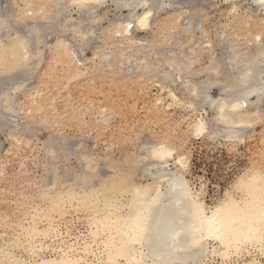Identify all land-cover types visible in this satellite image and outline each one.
<instances>
[{"label": "bare ground", "instance_id": "obj_1", "mask_svg": "<svg viewBox=\"0 0 264 264\" xmlns=\"http://www.w3.org/2000/svg\"><path fill=\"white\" fill-rule=\"evenodd\" d=\"M107 1L18 0L16 11L0 1V132L8 129L13 140L0 154V264H264V161L252 159L207 203L208 181L192 180L190 148L212 135L239 143L258 125L257 137H264V20L254 11L236 13L219 35L218 28L200 27L203 13L187 9L189 0H110L128 14L112 20L103 36L111 51L83 60L97 33L93 23L102 19L92 14ZM223 1L233 12L246 0ZM254 2L264 12V0ZM162 13L167 18L156 41L135 37ZM52 35L58 39L49 45ZM48 50L52 75L41 80L47 92L77 83L86 98L87 83L96 84L90 87L95 93L105 74L113 78L108 86L142 71L138 85L158 84L169 100L148 94L152 110L172 108V118L184 122L179 138L162 127L128 148L118 143L120 158L102 160L85 147L76 154L77 140L69 143L64 131L81 115L51 112V94L38 91L41 103L31 115L54 125H44L49 139L34 141V129L19 130L11 121L14 92L30 87L29 69ZM181 108L185 113L176 114Z\"/></svg>", "mask_w": 264, "mask_h": 264}, {"label": "rangeland", "instance_id": "obj_2", "mask_svg": "<svg viewBox=\"0 0 264 264\" xmlns=\"http://www.w3.org/2000/svg\"><path fill=\"white\" fill-rule=\"evenodd\" d=\"M0 1L9 10L11 9L13 11H16L18 9V0ZM189 1L190 2L189 4H187L189 5L187 9L190 8L192 10L194 8H197L198 11L196 12H201L200 14L203 13L201 15V18H199L200 21L203 22H201L202 24H200L201 26H199L201 28L209 30L218 28V32H221L219 33V35L223 34L222 30L223 32L225 31L224 33L228 31L227 28L223 25H225L226 23L227 24L225 26H228V24L231 25V22L234 21L232 19L233 16H237L238 14L245 15V13H249V11L250 13H253L254 11L255 16H259L264 20V12L261 13L260 11H257L258 5L255 4L254 0L244 1L242 3V6L233 9V12L231 5L223 0H208L205 1L206 3H202L199 0H196V2L195 0ZM201 3L205 5L203 6ZM191 5L193 6V8ZM201 7L203 9L202 11L199 10V8ZM250 13L246 16H250ZM123 14L126 15L128 14V12L117 11L115 4H113V2H111L110 0L107 1L106 5L95 10V13L92 14V18L96 19L102 17V19L93 23L97 30V33L94 37H91V43L84 47V50H82L81 58L83 60L89 58L88 61H90L97 52L106 51L105 53H109V51H111L110 45H103L101 44V42H103V36L105 37L104 34L108 32L109 23ZM78 17L79 16L77 14L74 15V18ZM202 17H204V19H202ZM165 18H167V15L165 13L157 15V17H154L150 21L148 29L144 31H138L135 34V37L138 39L147 38L150 42L156 41V33H160L162 31L163 27L161 26H163V24L166 22ZM248 22L249 20L247 21V23ZM31 23L32 21L28 23L30 27H32ZM247 23H244V25L247 26ZM248 24L250 26V22ZM261 24L264 25L263 23ZM160 27L161 31L159 30ZM219 27L223 29L221 30ZM66 36L68 37V40H71V36L69 34H63L62 38L64 37V39H67ZM181 36L184 37L183 34ZM163 37L164 36H162V39H164ZM57 39V35L50 36L48 38L49 45H52ZM173 39L174 38L170 37L168 39V41L170 40L168 44H171ZM158 46L165 48L167 44ZM141 48H143V44L142 46L140 45L138 47V52H141ZM238 48L242 50L240 46H238ZM46 53V59L42 60V62H40V64L37 65L36 68L34 67L35 70L32 67H29L30 72L28 73V76H30L28 81L25 82V87H30L26 91H23V93L20 91H17L16 93L14 92V97L16 96L15 100L18 101V106L15 110L16 113L14 112L12 114L13 117L11 118V121L12 123H16V126L19 125V130L25 129L26 127L34 129V131L36 132L34 141L35 139H49V134L52 132L51 130L45 129V127L49 126V124L54 125V122L52 121L44 123V119L40 114L31 115L33 108H35L36 106L38 107V105H40L39 103H41V96L37 94L38 91H43V94H47V97L48 94H51V96L48 97L50 101L52 99H55V101L52 100L53 103L52 101L49 103L50 106L53 104L51 106V112L55 110L58 114H64V116L65 114L69 115L72 119L74 117H77L78 114L81 115V117L78 116L80 119L77 117V122H69L70 124L64 131L66 133L65 138L68 139V142L70 138V142L72 141V139L73 141L77 140L75 141V143L72 142V144H74L73 151L76 154H79L82 150H84L82 147H85L86 150L92 148L102 160L103 158L111 155L120 158L121 152L117 147L118 143L122 142L124 146L128 148L129 146H132L133 141L138 142L142 139H152L154 134L159 131L157 129H160L162 127H164L163 129H165V127L168 128L167 130L169 131V135L171 137L176 138L177 136V138H179L180 132H178V130L180 131L181 128L185 127L184 122L181 121V119L174 120V118H172V108H170L169 110H152L149 102L147 103L148 94H150V96L153 98L160 96L165 100V102H168L169 100L165 97V95H163L158 84V86L153 84L151 86L146 85L145 87L138 85L140 79L143 76L142 71L139 73L136 70L134 74L128 75L129 77H119L120 79L117 82L108 84V86L107 83L112 82L113 78L109 77L111 75L105 74L104 76H102V80L99 79L101 81L97 83V86L99 88L97 91H95V93L91 91L93 88L90 89V87H92V85L94 84L87 83L91 86L88 85L89 87L87 88V91L84 90V92L86 93V98H83V96L80 97V95L82 94L80 92L82 90L79 89L77 83L70 85V88L66 91L63 86L57 89L56 85L55 87H52L50 89V93L44 89L45 85H43L41 81L43 76H45L46 79H49L52 75V72H48V61L50 58L49 50ZM105 79H107V81H105ZM100 83H102V86L98 85ZM5 90H7L6 87L2 88L1 92H4ZM34 90H36V92H34ZM61 90L62 92H60ZM215 93L216 90H213V94ZM28 94L31 95L29 96ZM31 96L33 97V99ZM42 100H44V96H42ZM132 107H134L135 110H132L134 109ZM184 111L185 110L181 108L176 111V114H180ZM46 112L47 111L45 110L44 114H46ZM50 115L53 116V118H57L56 114L54 113ZM107 117H109L108 121ZM96 120L98 122H95ZM8 121H10V119ZM156 122H158V125ZM85 124H89V127H93H91L90 129L89 127L86 128ZM260 131L262 130L259 125L252 127V129L250 128L248 133L242 136L244 140H240L239 143L237 141L238 139L234 140V143L227 142V139L220 136L218 137V135H212L211 137L213 140H210V138H206L196 139L193 140V142H190L193 162L192 180L196 183V185H198L200 182V179H198L199 177H203L204 180L208 181L209 188L208 194L206 196L207 203H211L213 197L222 195L225 189L230 185L233 175L240 168L250 163L252 159L258 158L264 161V152H262L264 151V137H262L261 139L257 137ZM10 135L11 134L8 129H4L2 132H0V154H3L11 149L13 140L11 139ZM76 144H78L77 147L75 146ZM71 158V162L76 165L75 163L77 162V160L74 159L75 157L72 156ZM102 168L106 171L107 166L104 165L102 166ZM10 204H12V202H9V205Z\"/></svg>", "mask_w": 264, "mask_h": 264}]
</instances>
